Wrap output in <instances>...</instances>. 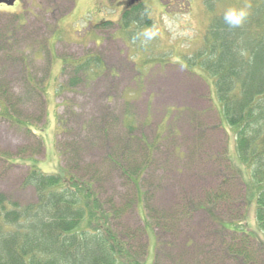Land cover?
<instances>
[{"label": "rangeland", "instance_id": "374dc122", "mask_svg": "<svg viewBox=\"0 0 264 264\" xmlns=\"http://www.w3.org/2000/svg\"><path fill=\"white\" fill-rule=\"evenodd\" d=\"M127 1L19 0L0 8V97L9 106V115L0 113V192L34 202L33 188L23 186L32 165L61 176L70 167L91 181L99 172L94 187L106 208H118L119 236L140 257L148 243L146 264H264L258 194L246 188L236 131L221 114L213 80L181 64L201 48L212 16L206 4L215 0H140L143 9L127 10L138 20L124 31ZM143 10L149 25L141 26ZM4 14L24 15L23 27ZM151 25L156 39L133 41ZM85 57L100 62L78 74L70 63ZM127 112L133 134L123 123ZM131 136L157 144L142 180L151 199L143 203L104 164L120 145L145 164ZM229 229L246 232L249 242Z\"/></svg>", "mask_w": 264, "mask_h": 264}, {"label": "trees", "instance_id": "16d2710c", "mask_svg": "<svg viewBox=\"0 0 264 264\" xmlns=\"http://www.w3.org/2000/svg\"><path fill=\"white\" fill-rule=\"evenodd\" d=\"M220 1L227 7L251 5L242 27L229 28L224 23L223 12H216L214 6ZM208 2L212 16L203 44L195 53L185 56L181 64L191 72H202L214 82L221 114L236 131L238 162L248 171L246 188H256V218L264 232V0ZM136 7L138 11L143 9L140 4ZM147 11L143 10L145 21L140 22L141 26L150 23ZM134 12H123L120 26L124 31L138 20ZM6 16L13 17L17 30L23 27L24 15ZM93 58L70 64L78 74H87L100 62L98 57ZM0 108L2 116L9 115V106L1 97ZM123 123L132 134L136 131L130 112L124 114ZM130 139L143 147L145 164L137 161L125 145H120L119 156L110 154L104 164L129 182L136 191L137 202L141 199L143 203L151 199V193L142 189V180L157 144L132 136ZM41 143L44 144L42 140ZM230 166L234 167L231 161ZM64 172V176L44 174L29 166L23 186L32 187L35 192L36 200L31 203L21 204L0 192V264H146L148 243L143 246L144 257H140L114 226L118 208H114L115 204L106 208L95 189V179L101 174L96 171L97 177L91 181L70 167ZM228 231L246 237L245 242L251 238L246 232ZM237 253L246 255L241 250Z\"/></svg>", "mask_w": 264, "mask_h": 264}, {"label": "clouds", "instance_id": "9594fccd", "mask_svg": "<svg viewBox=\"0 0 264 264\" xmlns=\"http://www.w3.org/2000/svg\"><path fill=\"white\" fill-rule=\"evenodd\" d=\"M251 5L243 7H228L223 11L222 18L224 23L229 28H239L244 25L250 15ZM159 35L155 25L142 27L136 32L132 39L134 42H139L142 46H146Z\"/></svg>", "mask_w": 264, "mask_h": 264}, {"label": "flooded vegetation", "instance_id": "af4514ba", "mask_svg": "<svg viewBox=\"0 0 264 264\" xmlns=\"http://www.w3.org/2000/svg\"><path fill=\"white\" fill-rule=\"evenodd\" d=\"M6 2L10 3L11 0H0V8H10V7L15 8L20 3L19 0H15L14 5L13 6H9ZM126 4H128V5H127V7L125 9V12L127 10H129L130 8H133L136 5L140 4V0H129V1L126 2Z\"/></svg>", "mask_w": 264, "mask_h": 264}, {"label": "water", "instance_id": "95a60500", "mask_svg": "<svg viewBox=\"0 0 264 264\" xmlns=\"http://www.w3.org/2000/svg\"><path fill=\"white\" fill-rule=\"evenodd\" d=\"M14 2H15V0H11V2L9 3V2H6L9 6H13L14 5Z\"/></svg>", "mask_w": 264, "mask_h": 264}]
</instances>
